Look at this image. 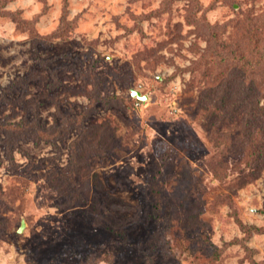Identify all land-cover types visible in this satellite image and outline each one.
Instances as JSON below:
<instances>
[{"label": "rangeland", "instance_id": "rangeland-1", "mask_svg": "<svg viewBox=\"0 0 264 264\" xmlns=\"http://www.w3.org/2000/svg\"><path fill=\"white\" fill-rule=\"evenodd\" d=\"M263 28L264 0H0V264H264V167L209 134Z\"/></svg>", "mask_w": 264, "mask_h": 264}, {"label": "trees", "instance_id": "trees-1", "mask_svg": "<svg viewBox=\"0 0 264 264\" xmlns=\"http://www.w3.org/2000/svg\"><path fill=\"white\" fill-rule=\"evenodd\" d=\"M251 37L252 48L245 62V69L239 71L233 68L235 73L231 74L230 83L225 89L228 93L232 92V98L239 94L242 100L230 106L227 119L225 116H219L221 120L218 119L210 128L209 134L215 146L222 147L224 155H233L238 161L245 162L253 172L264 167V38H258V41L254 35ZM236 81L242 83L239 88L234 86ZM23 123L26 124L24 121ZM21 124L19 121L11 125V128L17 127L15 131L20 132ZM28 131L32 133L31 137H36L34 127H30ZM72 165L70 164L71 168ZM60 177H63V174H60ZM111 256L104 254L96 258V261L106 260ZM93 260L87 257L77 264H96L95 258ZM26 264L34 262L29 261Z\"/></svg>", "mask_w": 264, "mask_h": 264}, {"label": "water", "instance_id": "water-1", "mask_svg": "<svg viewBox=\"0 0 264 264\" xmlns=\"http://www.w3.org/2000/svg\"><path fill=\"white\" fill-rule=\"evenodd\" d=\"M131 96L139 101H141L142 103H144L147 100V96L146 95H141L138 91L136 90H132L131 91Z\"/></svg>", "mask_w": 264, "mask_h": 264}]
</instances>
